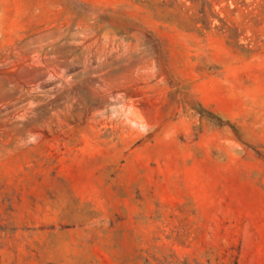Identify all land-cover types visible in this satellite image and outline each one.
<instances>
[{"label":"rangeland","instance_id":"374dc122","mask_svg":"<svg viewBox=\"0 0 264 264\" xmlns=\"http://www.w3.org/2000/svg\"><path fill=\"white\" fill-rule=\"evenodd\" d=\"M0 264H264V0H0Z\"/></svg>","mask_w":264,"mask_h":264},{"label":"trees","instance_id":"16d2710c","mask_svg":"<svg viewBox=\"0 0 264 264\" xmlns=\"http://www.w3.org/2000/svg\"><path fill=\"white\" fill-rule=\"evenodd\" d=\"M202 114H209L208 116L214 118V114L213 113H208V111H206V109L203 108V113Z\"/></svg>","mask_w":264,"mask_h":264}]
</instances>
